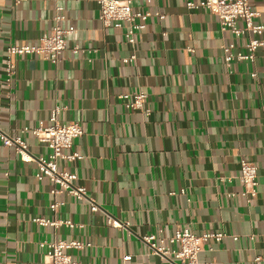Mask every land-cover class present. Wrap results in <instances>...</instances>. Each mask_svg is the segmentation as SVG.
<instances>
[{
  "label": "crops",
  "instance_id": "0c3cea01",
  "mask_svg": "<svg viewBox=\"0 0 264 264\" xmlns=\"http://www.w3.org/2000/svg\"><path fill=\"white\" fill-rule=\"evenodd\" d=\"M188 1L201 0H136L135 9L150 15L132 45L126 27L102 24L95 0H0V132L47 157L51 149L23 129L47 125L54 108L61 122L80 123L72 150L84 157L59 160L58 168L75 173L73 184L100 206L93 211L39 179L37 162L0 139V264H44L40 242L59 240L89 243L69 253L91 264H172L144 236L163 237L172 249L168 238L184 228L226 234L203 245L200 263L264 264V46L253 61L227 65L222 45L232 36L215 14L188 9ZM250 4L264 24V0ZM56 5L63 26L72 27L66 49L55 63L13 56L8 83L7 47L36 44L51 30ZM138 90L144 108H127ZM241 159L257 165L254 197L242 195ZM54 201L62 205L52 211ZM36 217L74 227L40 225Z\"/></svg>",
  "mask_w": 264,
  "mask_h": 264
},
{
  "label": "built area",
  "instance_id": "2783aa9c",
  "mask_svg": "<svg viewBox=\"0 0 264 264\" xmlns=\"http://www.w3.org/2000/svg\"><path fill=\"white\" fill-rule=\"evenodd\" d=\"M19 2L20 0H16ZM99 7V20L105 27L123 28L126 27L125 37L128 43H136V34L145 27V21L150 13L147 11L137 10L134 7L136 0H95ZM188 9L198 7L206 8L216 15L220 28L224 33H230L231 39L225 41L222 45L223 58L227 65L235 61H253L257 51L264 46V24L258 23L255 19L260 13L253 9L250 0H201L198 3L193 1L187 2ZM61 5H56L53 16V26L48 33H44L36 44L14 45L7 47V57L5 74L6 81L11 82L15 73V64L12 57L22 54H36L49 59L53 63L57 62L60 54L66 49V36L72 30V27H64L63 22L66 16ZM241 21V25L239 22ZM243 40L242 44H237L236 40ZM78 52V47L74 48ZM131 55L124 59V62L135 59ZM129 95L121 94V99ZM129 101L125 106L129 109H143L146 94L142 90L130 94ZM59 108L51 111L49 123L39 125L38 127L23 129V132L32 133L40 142L45 143L51 153L47 157H35L27 149L26 143L21 136L9 137L0 132V139L6 146H13L17 153L24 161H36L38 172L36 176L39 179L48 178L54 185H58L68 193L74 195L78 200H87L91 204L93 211L98 210L100 206L92 199L88 198L85 189L73 184L77 179L75 173L65 170H59L58 161H75L82 159L84 156L78 151L72 150L73 142L76 138L81 137L83 129L78 122L63 123L59 120ZM149 113V110H146ZM257 165L249 160L241 159L239 179L245 186L242 195L249 194L254 197L257 194ZM52 193H57V188H53ZM62 205L60 201H54L50 204L52 211H55ZM36 223L44 226L74 227L71 221L48 219L45 217H36ZM108 222L113 226H121V223L109 216ZM226 236L223 232H205L203 234H194L189 229H179L168 240L175 245V248H168L165 245V239L155 234L144 236L145 242L149 245L151 251L168 260L172 264H214V262L200 263L198 254L203 245L209 240H221ZM40 246L46 247L44 264H91L73 259L69 250L82 249L90 246L89 243H83L78 240H59L40 242ZM259 262L261 257H256Z\"/></svg>",
  "mask_w": 264,
  "mask_h": 264
}]
</instances>
